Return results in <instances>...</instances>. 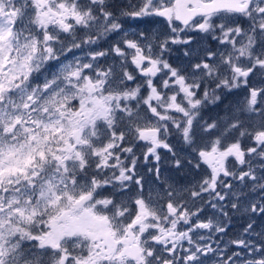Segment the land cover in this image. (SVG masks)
<instances>
[{"label":"snow or ice","instance_id":"1","mask_svg":"<svg viewBox=\"0 0 264 264\" xmlns=\"http://www.w3.org/2000/svg\"><path fill=\"white\" fill-rule=\"evenodd\" d=\"M0 264H264V0H0Z\"/></svg>","mask_w":264,"mask_h":264},{"label":"rangeland","instance_id":"2","mask_svg":"<svg viewBox=\"0 0 264 264\" xmlns=\"http://www.w3.org/2000/svg\"><path fill=\"white\" fill-rule=\"evenodd\" d=\"M114 2H116V3H120V4H126L125 2H123L122 0H114ZM105 47L107 46V45H104ZM180 54L179 53H175L174 55H173V60H175L176 58H177V56H179Z\"/></svg>","mask_w":264,"mask_h":264},{"label":"flooded vegetation","instance_id":"3","mask_svg":"<svg viewBox=\"0 0 264 264\" xmlns=\"http://www.w3.org/2000/svg\"><path fill=\"white\" fill-rule=\"evenodd\" d=\"M122 1H123V2H125L126 4H128V3H129V0H122ZM131 2H132V3H136V2H137V0H131ZM126 4H125V5H126Z\"/></svg>","mask_w":264,"mask_h":264}]
</instances>
